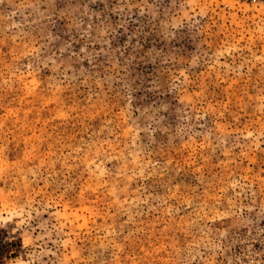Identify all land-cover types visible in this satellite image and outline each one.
Masks as SVG:
<instances>
[{"label": "rangeland", "instance_id": "1", "mask_svg": "<svg viewBox=\"0 0 264 264\" xmlns=\"http://www.w3.org/2000/svg\"><path fill=\"white\" fill-rule=\"evenodd\" d=\"M0 264H264V4L0 0Z\"/></svg>", "mask_w": 264, "mask_h": 264}, {"label": "built area", "instance_id": "2", "mask_svg": "<svg viewBox=\"0 0 264 264\" xmlns=\"http://www.w3.org/2000/svg\"><path fill=\"white\" fill-rule=\"evenodd\" d=\"M248 2H253V3H259V4H264V0H246Z\"/></svg>", "mask_w": 264, "mask_h": 264}]
</instances>
